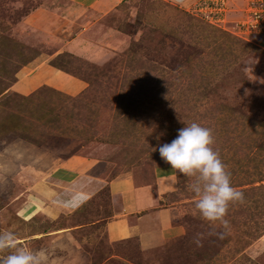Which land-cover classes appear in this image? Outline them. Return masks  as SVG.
<instances>
[{
  "label": "rangeland",
  "instance_id": "374dc122",
  "mask_svg": "<svg viewBox=\"0 0 264 264\" xmlns=\"http://www.w3.org/2000/svg\"><path fill=\"white\" fill-rule=\"evenodd\" d=\"M53 1L0 0V95L48 57L81 78L82 89L43 85L14 109L0 103V150L51 162L88 154L147 183L159 156L153 148L195 121L213 129V147L245 199L230 204L225 230L199 215L193 178L175 170L177 187L167 197L172 228L144 263L134 236H110L104 220L40 214L24 187L0 174V232L15 231L43 264H264V49L259 34L240 25L244 0H114L100 18L106 35L98 42L108 53L101 61L54 54L69 28L31 22L33 10ZM95 202L106 215L107 188L87 201ZM213 229L223 238L207 235ZM197 233L204 234L200 246Z\"/></svg>",
  "mask_w": 264,
  "mask_h": 264
},
{
  "label": "crops",
  "instance_id": "0c3cea01",
  "mask_svg": "<svg viewBox=\"0 0 264 264\" xmlns=\"http://www.w3.org/2000/svg\"><path fill=\"white\" fill-rule=\"evenodd\" d=\"M113 1L45 2L31 12V22L43 30H57L59 25L62 29L69 28L63 35L60 51L54 54L66 50L101 61L108 53L98 42L106 35L99 23ZM83 8H87V12H83ZM85 13L95 18L88 19ZM256 42L264 49V34H259ZM43 85L75 94L82 89L83 81L50 63L48 57L14 78L0 95V103L14 109ZM0 174L21 184L33 197L40 214L54 217L67 214L73 220L89 217L94 222L104 220L110 236H134L144 263L157 254L172 228L167 197L176 189L177 181L175 170L160 156L154 159L153 179L147 183H136L118 163L88 154L73 153L51 162L31 158L26 152L13 153L9 148L0 150ZM104 187L108 191V213L100 217L102 205L87 201L98 196ZM82 207L84 211L79 212ZM120 219L125 222H117Z\"/></svg>",
  "mask_w": 264,
  "mask_h": 264
},
{
  "label": "clouds",
  "instance_id": "9594fccd",
  "mask_svg": "<svg viewBox=\"0 0 264 264\" xmlns=\"http://www.w3.org/2000/svg\"><path fill=\"white\" fill-rule=\"evenodd\" d=\"M213 145V129L193 121L177 129L170 142L159 144L153 151L158 150L161 159L178 175L193 178L188 187L197 197L195 209L204 220L218 221L226 230L230 204L242 203L245 196L233 185L231 172ZM224 234L215 229L207 233L219 238ZM203 236V233H197L194 237L197 246L202 244ZM0 264H43V255L26 244H20L15 231H3L0 232Z\"/></svg>",
  "mask_w": 264,
  "mask_h": 264
},
{
  "label": "built area",
  "instance_id": "2783aa9c",
  "mask_svg": "<svg viewBox=\"0 0 264 264\" xmlns=\"http://www.w3.org/2000/svg\"><path fill=\"white\" fill-rule=\"evenodd\" d=\"M220 1L224 2L217 0ZM244 3V19L240 25L255 34H264V0H244Z\"/></svg>",
  "mask_w": 264,
  "mask_h": 264
}]
</instances>
